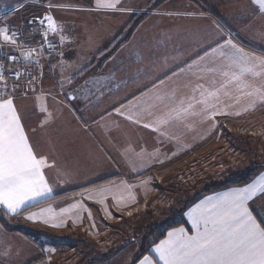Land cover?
<instances>
[{
	"label": "crops",
	"instance_id": "obj_1",
	"mask_svg": "<svg viewBox=\"0 0 264 264\" xmlns=\"http://www.w3.org/2000/svg\"><path fill=\"white\" fill-rule=\"evenodd\" d=\"M27 2L22 0L14 5ZM177 3L176 0L174 11L160 8L148 11L150 16L139 25L132 40L122 47V51L135 49V54L124 55L130 60L139 55L142 63L133 61L132 66L136 63L135 68H146L148 74L144 78H137L122 89L112 88L105 80L91 79L106 76L93 72L77 80H50L39 77L41 71L37 75L38 65L42 64L43 72L47 70L46 61H51L49 57L41 56L39 64H35V84L32 87L21 85L20 91L12 97L34 150L48 159L50 166L44 169V174L53 192L49 198L19 215H6L4 210H0V264H64L67 256L76 251V246L83 248L81 253H76L83 257L90 244L111 247V240L104 239L106 231L110 230L105 226L113 225L114 220L122 221L129 214H138L143 206L139 200L159 195L160 184L152 187L149 178L160 177L166 172L171 162L168 158L170 151H197L203 153L205 160L209 153L216 152L215 160L220 163L217 165L221 171H217V179L223 178L226 164L223 152L239 137L234 138L232 130L246 120L264 118V106L257 101L252 107L254 98L242 95L233 83L226 90L229 95L221 91L218 102L221 109L229 113L227 115H217L214 120L205 119L204 114L188 116L183 122L174 120L160 127L159 131L144 127V124H155L164 113L177 107L181 99L185 103L193 96L199 99V92L193 91L196 85L216 90L224 83L222 72L227 69V62L216 54L205 57L192 71L187 68L182 73L178 71L181 66L203 55L209 39L223 41L230 34L233 43L246 52L257 56L264 54V20L254 18L257 6L251 0H183L180 5ZM138 9L135 10L140 11ZM46 11L44 14L51 15V11ZM16 20L18 22V17L11 14L0 21V27L13 26ZM70 20L73 23L77 21L74 18ZM113 32L117 33V30H112L111 34ZM49 33L52 39L56 38L51 31ZM68 35L63 34L66 40ZM146 39L152 55L145 61L140 56L144 46L142 49L140 46ZM135 44L137 46L132 48ZM200 68L215 71H200ZM173 72L177 74L172 75ZM161 79L164 81L162 84L159 83ZM248 79L257 85L264 83L251 77ZM173 94L174 99L166 98L164 102L156 99L158 96L172 97ZM210 103L217 101L210 100ZM224 105L228 107L225 109ZM41 107L46 112H41ZM196 111H200V105L196 106ZM49 113L47 126L41 129L38 125ZM129 115L134 119L129 120ZM136 120L140 122L136 123ZM245 128L249 132L255 129ZM260 175H264V169H257L249 183ZM113 177L117 179L111 180ZM231 188L234 187L197 195L184 209L183 222L168 226L161 234L164 237L159 235L151 241L148 249L132 264H139L145 255L158 259L152 248L166 239L169 231L186 228L189 234H193L186 213L208 197ZM101 189L108 191L98 194ZM149 189L150 195L146 193ZM87 193L92 194L91 198ZM144 193L148 195L142 196ZM47 208L54 210L56 221L62 220L63 226L54 227L25 219L29 213ZM61 209L66 211L61 214ZM108 252V259H111L114 254H110V249ZM87 260H83L84 264H95L94 257Z\"/></svg>",
	"mask_w": 264,
	"mask_h": 264
},
{
	"label": "snow or ice",
	"instance_id": "obj_2",
	"mask_svg": "<svg viewBox=\"0 0 264 264\" xmlns=\"http://www.w3.org/2000/svg\"><path fill=\"white\" fill-rule=\"evenodd\" d=\"M120 3L121 0H108L107 3L96 0L97 7L112 9H116ZM251 3L257 6L253 12L254 18L264 20V0H251ZM24 7L23 3L11 6L0 5V21ZM52 7L53 5L49 3L48 8ZM36 20L41 26H44L47 21V30L40 33L42 37L40 47L43 48L47 43L46 50H50L54 45L48 41V34L49 31L57 32V22L52 15L46 13L43 18L33 17L28 24L32 25ZM216 27L219 28V25ZM60 31H63L62 27ZM22 35L18 33L15 26L0 27V38L3 42L13 49L25 47L24 58L30 60L32 53L38 54L39 49L18 44L17 40ZM60 39L63 42L64 37L61 36ZM60 54L63 55V52ZM211 54H216L227 62V69L222 72L225 80L221 87L216 90H207L203 85H196L193 91L199 92V99L193 96L187 103L181 99L177 107L164 113L155 124H144V127L159 131L160 127L174 120L183 122L188 116L204 114L205 119L214 120L217 115H227L229 113L222 110L218 102L221 91L229 95L226 90L233 83L242 95L254 98L252 107L257 101L264 106V83L257 85L248 79L251 77L252 80L264 81V54L257 56L255 53L246 52L238 44L233 43L230 34L226 35L223 41L209 39L208 48L203 55L181 66L178 71L182 73L185 68L192 71L194 67H198L200 61ZM0 56H6L7 60L12 62L18 59L15 54L0 53ZM36 63L39 64V61ZM85 70L82 67L77 75H82ZM199 70L215 71L210 68ZM6 72L16 81L21 78L18 69L5 68L0 62V85H3L0 87V93L7 90ZM176 74V72L172 73V75ZM163 82V79L159 80V83ZM60 87L62 88L63 85L61 84ZM17 88L18 84H13V90ZM69 98L74 99L71 96ZM166 98L174 99V94L172 97H156L160 102H164ZM193 100L195 103H192ZM210 100H215L217 103H210ZM197 105H200L199 112L196 111ZM223 107L226 109L228 105ZM40 111L46 112V109L41 107ZM116 111L119 113V108ZM120 114L123 115V113ZM50 115L49 113L40 121L38 126L41 129L47 126ZM127 118L134 119L131 115ZM32 131L35 132V129ZM49 166L47 157L34 150L14 100L0 99V210H4L6 215L16 216L21 211H27L29 207L49 198L53 189L49 186L44 174V169ZM107 191V189H101L98 194ZM87 195L89 198L92 196L91 193ZM65 211L61 209V214ZM56 215L52 208H47L29 213L25 219L54 227L63 226L62 220L56 221ZM186 215L194 230L193 234H189L186 228L169 231L167 238L152 248V252L158 259L145 255L139 264H264V175H260L246 186L234 187L216 196L208 197L190 209Z\"/></svg>",
	"mask_w": 264,
	"mask_h": 264
},
{
	"label": "rangeland",
	"instance_id": "obj_3",
	"mask_svg": "<svg viewBox=\"0 0 264 264\" xmlns=\"http://www.w3.org/2000/svg\"><path fill=\"white\" fill-rule=\"evenodd\" d=\"M19 1L22 0H0V5L7 4L11 6ZM33 1H40L46 5L51 3L53 7L49 9L37 6L32 3ZM175 1L121 0L117 8L112 9L97 7L96 0H51L48 2L43 0H28L24 4L26 7L20 9L14 15L18 17V22L16 20L17 23H23L30 15H36L37 12L39 14L36 17L41 18L43 14L40 16V12L45 13L48 9L57 22L58 30L55 33L51 32V34L55 35V41H58L59 44L61 43V52H63V55L60 54L57 57L58 61H55L53 58H51L50 62L46 61L45 65L47 66V70L43 71L42 76L39 74L40 71L44 70L41 64V67L37 70L39 77L50 80H77L85 78L90 72H93L99 73L100 75L106 74V76L91 79L105 80L106 82H110L112 88L122 89L129 82H135L137 78H144L148 74V70L140 66L135 68L136 63L132 66L133 61L142 63L139 55L135 60H130L128 56L124 55L130 56L135 54V49L122 51V48L118 53L115 52V47L110 50L105 49L106 44L110 42V37L114 34L111 38L113 40L118 35V31L120 35V33L122 34L126 31L125 29L130 24L133 23V27H135L140 21H145L143 15L133 19L137 14L154 11L159 8L167 11L176 10L173 9ZM182 1L177 0V4H182ZM107 2L108 0H102V3ZM194 6L196 7V5ZM136 8H140L138 9L140 11H136ZM70 18H74L77 21L73 23ZM16 22L13 23L16 24ZM61 27L63 31H60ZM112 30H117V33L113 32L111 34ZM63 34H69L67 40ZM61 36L66 41L63 39V42H61ZM74 40L77 43H74ZM145 41L141 43L140 48L142 49V46L144 48L140 56H143V59L146 61L152 55V50L147 39ZM136 46L135 44L132 48ZM105 50L107 52L98 56ZM111 54H113L112 58H110ZM92 66L93 69L86 72ZM82 67L86 70L83 71L82 75H77ZM19 89L15 95L20 91ZM223 125L224 127H228L226 123H223ZM237 125L240 127L237 126V129L232 131L235 135L234 138L237 135L239 136L237 137L238 141L234 140L233 145L229 148L225 147L228 150L223 152L226 163L223 178L217 179L219 177L218 173L221 171H219L220 168L217 165L220 163L215 160L216 152L212 151L209 153V156L205 160L202 156L203 153L197 151L185 153L182 151H170L167 154L168 158H171V162L168 164L169 166L166 172L162 173L160 177H153L154 179L149 178L152 187L160 184V188L158 189L159 195L152 196L153 198L151 197L150 199L145 197L141 201L139 200L138 203L143 206L138 214H129L127 218L122 216L125 218L124 220H114L113 225L105 226V229L110 230L106 231L107 236L104 239H110L112 246H106L104 248L102 247L103 245L100 246L97 243L94 246L90 244L87 253L84 254L85 257L76 254L77 251L80 253L83 251V248L79 249L80 246H76V251L67 256L68 260H65L66 262L64 264H84L85 262L83 260L88 259L87 261H89L92 257H94L95 264H132L137 256L148 249L150 242L161 235L168 226L183 222L182 213L184 209L207 187L250 169H264V118L246 120L245 123L241 122ZM247 126L254 127V132L247 131L248 128H245ZM249 136L253 139H250ZM231 147H234V150ZM232 158L233 161H231ZM231 163L234 165H229ZM217 171L219 172L217 173ZM151 174L149 176L152 178ZM157 178L159 182H155ZM115 179L117 178L113 177L111 180ZM146 193L150 195V189ZM148 194L144 193L142 196ZM109 249L111 251L110 254H114L111 259H108ZM104 253L106 255L102 256ZM103 259L106 260L103 261ZM129 259L132 261L129 262Z\"/></svg>",
	"mask_w": 264,
	"mask_h": 264
},
{
	"label": "built area",
	"instance_id": "obj_4",
	"mask_svg": "<svg viewBox=\"0 0 264 264\" xmlns=\"http://www.w3.org/2000/svg\"><path fill=\"white\" fill-rule=\"evenodd\" d=\"M32 3L36 4L37 6L48 8V4H43L40 1H33ZM13 26H15L18 33L23 34L18 38L17 43L31 48H37L39 49V53L37 54L36 52H33L32 58L30 60H25V47L13 49L9 45L5 44L2 38H0V53L15 54L18 57L17 61L12 62L7 60L6 56H0V62L4 64L5 68H15L18 69L21 73V78L19 79V81H16L7 72L5 73V84L7 90L0 93V99L12 98L21 85L26 87H32L34 84L33 77H35L36 61H38L41 56L51 58L59 56L61 53V45L57 41L52 39L50 37V34H48V41L51 42L54 46L50 50H46L47 43H45L43 48L40 47V43L42 42V37L40 33L47 30L46 25L41 26L39 23H33L32 25L26 24ZM38 67L40 68L41 65L39 64ZM29 73L31 75H29ZM13 84H18V88L16 90H13ZM0 87H3V85H0ZM155 182H159V179L157 178Z\"/></svg>",
	"mask_w": 264,
	"mask_h": 264
},
{
	"label": "trees",
	"instance_id": "obj_5",
	"mask_svg": "<svg viewBox=\"0 0 264 264\" xmlns=\"http://www.w3.org/2000/svg\"><path fill=\"white\" fill-rule=\"evenodd\" d=\"M43 1L48 2V1H51V0H43ZM38 14H39V12H37L36 15H38ZM42 14L44 16V13L40 12V16ZM36 15H30L29 18L25 19V21L23 20L24 21L23 23H16L15 25H19V24L20 25H26V24H28V21L30 19H32L33 17H36ZM141 15H143V17H145V18L150 16L149 13L146 12V13H142V14H137V15L134 16V18H136L138 16H141ZM43 16L41 18H43ZM142 21H140L135 27H133V23L130 24L128 26V28L125 29L126 30L125 32H123L122 34L120 33V35L118 34L119 35V36L117 35L118 37L116 36L113 40H110L109 44H106L105 49L110 50V49L115 47L116 48L115 52H118L122 47L127 45L132 40L135 31L137 30L139 25L142 23ZM34 23H39V21L36 20V21H34ZM45 23H46V21H45ZM105 52H107V50H105L104 52L100 53L98 56L103 55ZM57 57L58 56L51 57V58H53L56 61ZM112 57H113V54L110 55V58H112ZM91 69H93V66L91 68L87 69L86 72L90 71ZM256 173H257V169L256 168L244 171L243 173L237 174V175L233 176L232 178L226 179L224 181L213 183L212 185L207 187L200 194L208 193V192H211V191L224 190V189H227L229 187L243 186V185L249 183ZM200 194H198V195H200ZM166 230L164 232H166ZM162 237H164V234L161 235V238Z\"/></svg>",
	"mask_w": 264,
	"mask_h": 264
}]
</instances>
